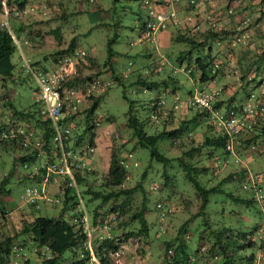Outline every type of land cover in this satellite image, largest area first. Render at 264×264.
<instances>
[{
	"label": "rangeland",
	"instance_id": "1",
	"mask_svg": "<svg viewBox=\"0 0 264 264\" xmlns=\"http://www.w3.org/2000/svg\"><path fill=\"white\" fill-rule=\"evenodd\" d=\"M0 1L3 12V14L0 13V20L7 19L11 31L16 36H23L28 40V43L24 44L25 53L28 56L32 59H42L44 55L47 56L44 63L49 67L51 66L50 61L54 59L53 52L65 48L69 39L74 36L75 47L86 51L84 60L79 66L82 74L90 73L89 70L95 68L94 70L97 71V75L100 76L103 83L108 82L104 89L99 91L94 89L90 94L99 97L98 107L95 111L99 125L95 129L96 149L92 159V167H94L97 176L106 173L114 137L117 143L126 141L125 151L122 153L129 151L132 153L128 166L130 170L128 183L133 184L140 180L142 171L145 169L146 175L141 179V182L147 193L145 218L148 225V235L134 234L124 240L119 246L123 249L120 256L116 258L109 254L115 264H163L164 239L168 238L170 234H176L183 222H186L185 229L191 233L187 243L189 253L193 254L197 245V236L205 227V233L210 231V227L211 229H219L224 225L231 226L234 230H243L249 229L254 222L262 219V210L258 201L246 204L242 200V198L250 196V191L243 188L242 183L237 179L221 181L219 183L221 190L209 193L205 214H195L198 206L195 187L185 176L184 169L178 160L172 159L164 164L162 161L151 159L148 147L134 144L135 138L132 136V129L125 123L126 112L131 105L132 113L143 121V128L148 133L160 130L163 124L157 117L158 115H154L155 111L151 107L155 97H164V109H167L171 100L170 90L177 83V90L181 96H186L189 90L201 88L202 84H194L193 75L188 72V59L181 63L177 59L180 50L191 47L188 40H174L159 48L152 45L153 41L145 38L144 42L150 50L146 55L143 41L139 40L142 35V27L140 21H136L140 14V8H142L139 0H101L107 16H102L99 11L92 12L90 3L86 0L81 2L82 5L79 0H24L23 8L31 5L27 9V13L19 7L18 1L20 0H11L12 6L7 4V0H5V4L2 0ZM216 2L212 4L219 6L218 10L226 9L228 12H234L233 14L238 15V17L231 24L228 23L229 21L225 23V28L222 27L229 30L230 34L215 37V44L212 46L213 53L218 59L219 74L212 81L213 85H204V88L208 89V86H212L219 90V95L223 98L232 97L238 112H242L241 108L248 100V94L246 95L245 90H251L250 92H253L255 97L262 94L264 96V65L263 70L260 71V77L253 78V72H251L256 66L252 62L257 58L259 45L264 42V0H217ZM62 8L66 11V17L63 19L59 17L63 11ZM132 9L133 11H131ZM12 15L21 20V25H23L21 29H17ZM57 28H59V38L52 31ZM209 28L219 30L216 25H211V23ZM242 34L245 35L243 41H233L234 35ZM131 42L133 43L131 44ZM203 49L206 51V45ZM203 49L194 48L192 57L197 55L199 51L203 52ZM109 56L115 58L111 60L109 65H113L116 71L123 75L122 83L114 78L112 72L105 74L109 70V66L108 62H104ZM12 60L15 63L14 80H10V78L3 82L0 80V120L6 121L9 129L37 123L33 118H22L14 114L15 109H30L37 113L39 107V104L34 101V96L38 91V82L32 72L21 69L22 57L17 45L12 54ZM86 76L74 82L78 89L86 91V87L90 83V79ZM139 76L153 81H160L165 78L168 80V89H170L162 92L160 89L164 87L163 85L144 87L133 83L132 81ZM241 76L246 77L241 80ZM123 93L126 94V97L123 96ZM90 95H86L82 99L75 111H70L76 115L66 118L70 123L78 124L76 128L79 132L83 130L85 125L83 108L89 104ZM178 109H176L177 119H174L167 127L175 126L177 121L181 119L183 113H178ZM37 115L39 114L37 113ZM246 123L245 121L244 126ZM191 124L193 122H190V127H192ZM32 125L29 129L32 136L37 134L39 130L42 131V129L38 130ZM20 129L22 132L24 131V128ZM194 138L198 140L200 133L197 132ZM39 139L37 136L32 143L33 141L27 137L24 141L28 144V149L34 145L37 146L40 154L43 151L41 149L42 141L40 142ZM189 144L185 137L177 139L174 144H170V138L165 136L159 138L157 147L166 155L174 156L180 154ZM83 146L80 144L76 148L77 150L78 148L82 149ZM17 153L18 150L15 148H9L7 151L0 150V179L12 169L14 170L6 182L9 191L0 194V212L3 209L2 212L6 217L5 220L0 218V240L5 235L21 229L34 213H56L60 207L59 203H54L56 194L60 193L59 186L67 176L55 173L49 180L51 171L48 170L36 178L21 179L22 174L30 171L36 172V167L43 157L41 160L40 157H36L22 164L15 159ZM225 156L229 160L227 163L230 164V167L236 168L237 163L234 162V157L232 155ZM86 161L90 162L91 160L86 158ZM239 164L244 165L243 163ZM245 165L250 169L247 172V177H251L256 170H263L264 152L255 153L248 162L246 161ZM164 169L172 176L167 185H162ZM198 175L207 187L217 184L219 180L214 177L207 180L211 171ZM253 178L255 179V177ZM32 185H37L42 190L41 196L38 197L39 200L30 201L33 205H29L23 199L22 194L26 187H32ZM73 191L72 188L71 192ZM182 198L191 200V203L184 207ZM131 199L130 208L133 210L140 205L142 195L134 193ZM157 203H160L161 206L158 207ZM168 207L175 212H167ZM128 214L126 213L122 217H127ZM138 227V221L129 218L124 226V231L127 232L131 229L136 231ZM107 228L109 227L107 226ZM110 230L115 231L112 228ZM102 238L104 235H101L98 240ZM12 250L17 253L8 264H52L44 259L45 256L37 254L35 244L31 241H27L18 249L14 250L13 248ZM11 253L14 254V252ZM91 253L94 254L92 251ZM44 255H49L48 250L45 249ZM78 258H80L79 253L68 248L61 253L55 264H77L74 260ZM91 258L93 264H96V260Z\"/></svg>",
	"mask_w": 264,
	"mask_h": 264
},
{
	"label": "trees",
	"instance_id": "2",
	"mask_svg": "<svg viewBox=\"0 0 264 264\" xmlns=\"http://www.w3.org/2000/svg\"><path fill=\"white\" fill-rule=\"evenodd\" d=\"M80 1V0H79ZM88 1V0H87ZM7 4L12 6L11 0H7ZM19 7H24V0L18 1ZM63 9V8H62ZM0 13L2 12V4L0 1ZM66 15V11L59 14V17L63 19ZM14 19H18L17 16L12 15ZM3 19L0 20V80L6 81L7 78L14 80V66L15 63L12 60V54L16 48V43L10 31L3 24ZM23 25L17 27L21 29ZM143 28V25L141 26ZM57 38L60 37L58 33L59 28L53 29ZM230 34L227 29L220 28L219 30L209 28L205 31H200L198 38L192 36H185L186 34L178 31L174 37L175 40H188L191 44L189 49L180 50L177 56L178 61L181 63L183 60L188 59L189 64L187 66L188 72L193 75L196 83L203 85L216 79L219 74L218 59L213 53L212 41H215L216 36H222ZM207 47L206 51L203 49ZM203 49L192 57L193 49ZM75 37L72 36L69 39L65 48L57 49L53 52V58H58L59 55H75ZM84 50V49H83ZM64 53V54H61ZM256 59L252 64H256L253 72V78L260 77V71L263 70L264 65V42L259 45V50L256 55ZM47 56H43L42 59H36L35 63L44 64ZM77 72L74 75L75 81H78L85 75L88 79L93 77H100L96 73H83L80 70V63L82 59L77 58ZM111 56L106 58L104 63H111ZM21 67V66H20ZM110 67V65H109ZM114 78L123 82V75L112 71ZM246 76H241V80H244ZM162 81H168L162 79ZM133 83L141 86L153 87L159 86L158 81L147 80L144 77L135 78ZM225 87V86H224ZM193 90H189L188 94ZM251 90H245L248 98L253 94ZM8 92V91H7ZM171 92H178L177 86L171 89ZM187 94V95H188ZM126 97V94L123 93ZM259 106H264V96L256 97ZM98 96H89V104L83 108L85 112V125L82 131L77 130V123L71 126V136L66 139L67 145L71 149V155L75 152L78 145H96L95 142V129L99 125V120H96L95 116L96 108L98 107ZM157 99V98H156ZM155 99V101H156ZM152 109L157 113L160 121L163 124L162 129L148 133L143 128V121L139 120L131 111V105L127 110L126 125L132 129V136L135 138V145L148 147L150 150V158L156 159L168 163L172 159H177L180 165L183 167L185 176L192 182L195 187L197 196V210L195 214H205V206L208 200L210 192L221 190L219 183L221 181L229 179H237L242 183L243 188L250 191V196L242 198L246 204H251L254 201L260 203L262 210V219L256 221L250 226L249 229L234 230L231 226H222L219 229L210 227V231L205 233L206 227L197 236V245L194 253L190 254L188 250V239L191 237L185 228L186 222L177 229L176 234H170V236L164 239V250L162 256L163 264H264V169L254 171L251 177H247L249 169L245 165L255 153L264 152V108L258 110L259 112L252 118L250 122L252 125L244 126L239 132L234 133L233 144L235 146V153L232 154L227 149L226 144L229 139V134L209 117V110L207 108H198L193 105H184L178 109V113H183L181 119L177 121V124L172 127H167L169 123H172L174 119H177V112L174 108H167L158 110V105L153 104ZM213 107L219 109L222 112H227L231 109L238 111V108L233 104L231 98H223L218 95L213 100ZM79 111V110H78ZM14 114L19 115L22 118H33L36 124V129H42L32 136V132L29 130L30 126L21 127L18 126L15 129L24 128L23 132H16L15 134H8L3 137L0 136V150L7 151L9 148H15L18 153L15 159L19 160L22 164L27 161L33 160L36 157H43L40 164L36 167L35 171H30L21 175L22 178H36L40 174L46 173L47 165H54L58 162L60 155L59 147H55L52 144L53 128L49 118L37 115L35 110H20L15 109ZM76 115L72 112L66 115V118ZM176 116V118H175ZM190 122H193L190 127ZM29 124L31 122H28ZM252 126V127H251ZM8 131L9 126L6 121L0 120V134L1 131ZM199 132L200 138L196 140L194 135ZM186 134V136H184ZM37 136L42 141L41 149L43 153L39 154L37 146H32L28 149V144L24 141L29 137L34 143ZM170 138V144H174L177 139H188L187 148L183 149L180 154L174 156H168L161 152L157 147L159 138ZM126 141L116 142L115 137L112 143L108 170L101 176H97L92 167V160L86 162L82 168L75 167L73 169L74 179L76 184H69V177L63 179L60 187V193L56 194V201L54 203L60 204V207L56 213H34L30 220H27L21 229L18 231L5 235L0 240V264H8L13 260L16 251L12 249H18L20 245L27 241H31L35 244V251L38 255L45 256V260L55 264L61 253L65 249H72L73 252H78L80 258L74 260L77 264H93L92 253L96 256L97 260L101 264H115L110 258V253L119 248L120 244L126 240L129 236L134 234L148 235V225L145 218L147 210L146 200L147 193L142 186L141 179L146 175V170L142 171V178L133 184H129V165L121 163L120 160H125L129 152L125 151ZM254 146V147H252ZM79 153H82L81 151ZM225 155H232L234 162L237 163L236 168L230 167L228 158ZM223 156V158H221ZM84 156L79 154L77 160L83 161ZM73 159V156H69ZM207 159V160H206ZM241 161V162H240ZM239 163H243L241 165ZM241 165V166H240ZM13 169L8 172L7 175L0 179V194L8 192L9 188L6 187V182L9 176L13 173ZM211 171V175L207 180L214 177L219 179L217 184H213L207 187L199 179L198 174L207 173ZM56 172H50L49 180L52 179L53 174ZM162 175L164 177L163 184L167 185L172 176L163 170ZM255 177V179L253 178ZM126 183V184H125ZM37 186V185H32ZM29 187V186H28ZM30 187V188H32ZM159 187V186H158ZM74 189L71 192V189ZM134 193H140L142 200L137 208L131 210L132 195ZM23 197V196H22ZM77 198V199H76ZM183 199V198H182ZM39 198H36L38 201ZM184 207H187L191 200L184 198L182 200ZM27 204L33 205L31 202ZM160 207L161 204L157 203ZM183 206V205H182ZM131 210V211H130ZM3 209L0 212L1 220H5L6 217L3 214ZM84 212L87 213L89 219V225L91 227V239L88 237V233L85 229V223L83 220ZM167 212L172 211L168 207ZM129 213L127 217H122ZM119 218V220H118ZM130 219H136L139 223L138 229H133L125 232L124 226ZM115 222V224H113ZM107 224L109 228H102L101 225ZM114 225V226H112ZM209 226V225H208ZM114 229L115 231H111ZM106 229V231H105ZM101 235L104 238L98 240ZM171 248L170 251L168 249ZM48 250L49 255H44V251ZM11 252H14L12 254Z\"/></svg>",
	"mask_w": 264,
	"mask_h": 264
},
{
	"label": "built area",
	"instance_id": "3",
	"mask_svg": "<svg viewBox=\"0 0 264 264\" xmlns=\"http://www.w3.org/2000/svg\"><path fill=\"white\" fill-rule=\"evenodd\" d=\"M191 2L194 0H190ZM5 4V0H2ZM142 2L147 5V18L143 23L142 35L139 40H146L145 38L154 41L157 32L163 28L166 21H173L179 23V20L174 17V13L171 11L169 14L165 12H157L152 3L153 0H142ZM8 12V11H7ZM3 24L10 31L14 42L19 48L20 55L22 57L21 69L26 72H32L38 82L37 92L34 96V101L39 104L37 113L45 118L50 119L51 126L53 128L52 134V144L60 149L59 160L54 165L48 164L47 170L56 172L62 175H67L69 177V184H76L74 179L73 169L75 167L82 168L87 162L86 158L92 160L94 158L96 145H84L83 148H77L76 151H81L78 154L75 152L71 155V149L67 145L66 139L71 136V126L72 123L66 119V115L70 111H75L79 106L80 102L86 95H90L94 89L101 90L108 84L104 82L100 77H93L89 80V85L86 87V91L83 89H78L75 86L74 75L77 72L76 61L77 58L84 60L86 51L83 49H77L75 55H59L58 58L50 61L51 66H47L45 63H35L36 59H32L25 52L24 44L28 43V40L23 36H16L11 29L8 27V21L5 19ZM245 35H234L233 41H243ZM133 42H131L132 44ZM130 64V62H129ZM128 68V67H127ZM219 95V90L215 87L208 86V89L204 88V85L199 89H194L191 93L186 96H181L179 92H171L170 105L168 107L178 109L184 105H193L198 108H207L209 110V117L214 120L217 126L222 127L229 134V139L226 144L227 149L230 153H235V148L233 146L234 133L239 132L245 125L250 127V121L248 117H254L264 106L258 107L257 98L254 94L248 98V100L242 106V112L235 111L231 109L229 111L222 112L217 108L213 107V100ZM165 98L158 97L153 104H157L162 112L165 107ZM158 108V110H159ZM156 112L154 115L156 116ZM22 132L21 129H11L8 131H1L0 136H7L8 134H15L16 132ZM68 138V139H69ZM71 139V138H70ZM254 147V146H252ZM80 149V150H79ZM84 156L83 161H78V155ZM132 153H128L125 160H120L121 163H126L129 165L130 157ZM69 156H73L70 159ZM136 164V162H135ZM47 179V178H46ZM41 188L38 186H33L32 188L26 187L24 193L22 194L23 199L27 202L35 201L36 198L41 196ZM83 220L85 223V229L88 233V237L91 236V227L89 225V219L86 212L83 214ZM102 228H106L107 224L101 225ZM171 248L168 249L170 251ZM123 249L119 247L115 251L111 252L110 255H114L116 258L120 256ZM92 257L96 260V264H101L97 258L92 254Z\"/></svg>",
	"mask_w": 264,
	"mask_h": 264
},
{
	"label": "crops",
	"instance_id": "4",
	"mask_svg": "<svg viewBox=\"0 0 264 264\" xmlns=\"http://www.w3.org/2000/svg\"><path fill=\"white\" fill-rule=\"evenodd\" d=\"M216 1L217 0H194L192 2L190 0H153L152 5L157 12H165L169 14L172 11L174 13V17L177 18V20H179V23H175L171 20L166 21L165 26L157 32L156 38L154 39L152 45H154V47H159V48L168 45L170 42L175 40L174 37L178 31L185 33L186 34L185 36L189 35L194 38H198V34L200 33V31L203 32L206 29H209L210 23L211 25H216V27L220 29L222 27L225 28L226 27L225 23H227L228 21H229L228 23L230 24L234 22L233 20H235L236 17H238V15L233 14L234 12H228V10L226 9H221V11L218 10L219 6H213L212 4L213 2L217 3ZM81 2H83V0H80V3ZM87 2L90 3V7H91L90 9L92 12L99 11L100 13H102V16L108 15L105 14L107 12H104L105 9L102 6L101 0H88ZM139 2L142 8H140L139 11L140 14L139 17L136 18V21H140V24L142 26L147 18V5H145L142 2V0H139ZM30 7L31 5H27L25 8L22 9V11L26 12L27 9H29ZM131 11H133V9ZM226 16L227 18H225ZM14 24L17 25L16 27H19L21 25V20L15 19ZM142 41H143L142 44L145 47L144 53L148 55V53L150 52L149 47L146 44V42H144V40ZM214 42L215 41H212V44H215ZM114 59L115 58L111 56V60ZM94 69H90L89 71L91 73H96V70ZM112 71L118 73L116 69L113 67V65H111L109 67V70L106 71L105 74H108ZM161 80L158 81L159 86L163 85L164 87L163 88L161 87L160 90H162V92H165V90H169L170 88L168 89V82L166 81L161 82ZM192 80L194 84H196L197 81H194V77H192ZM208 84L213 85L212 81L208 82ZM175 86H178V83ZM170 94H171V90H170ZM158 97H155V99ZM100 151L102 152L103 150L101 149ZM97 161L98 158L96 160V163Z\"/></svg>",
	"mask_w": 264,
	"mask_h": 264
}]
</instances>
